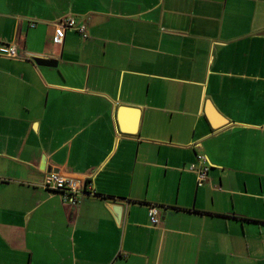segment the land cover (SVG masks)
Returning a JSON list of instances; mask_svg holds the SVG:
<instances>
[{"label": "crops", "instance_id": "obj_1", "mask_svg": "<svg viewBox=\"0 0 264 264\" xmlns=\"http://www.w3.org/2000/svg\"><path fill=\"white\" fill-rule=\"evenodd\" d=\"M0 44V264H264V0H0Z\"/></svg>", "mask_w": 264, "mask_h": 264}, {"label": "built area", "instance_id": "obj_2", "mask_svg": "<svg viewBox=\"0 0 264 264\" xmlns=\"http://www.w3.org/2000/svg\"><path fill=\"white\" fill-rule=\"evenodd\" d=\"M74 30L83 38H87L85 27L76 25L72 19H63L60 21L55 31L54 41L57 44L62 42L65 31ZM0 56L7 58H17L18 51L15 45L0 44ZM198 166L190 165L187 168L196 177L197 186L201 187L208 180V165L202 155H197ZM42 190L58 193L62 196L64 203L70 206H76L81 199L95 195L90 181L84 179H75L64 174L51 172L46 175L45 180L39 185ZM159 210L155 206H150L148 212L149 222L152 225L159 223Z\"/></svg>", "mask_w": 264, "mask_h": 264}]
</instances>
